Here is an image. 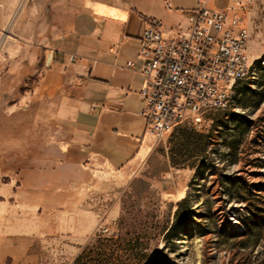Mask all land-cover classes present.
<instances>
[{
	"label": "crops",
	"instance_id": "1",
	"mask_svg": "<svg viewBox=\"0 0 264 264\" xmlns=\"http://www.w3.org/2000/svg\"><path fill=\"white\" fill-rule=\"evenodd\" d=\"M21 1L0 0V40ZM240 1L30 0L15 16L0 51V113L21 114L15 126L31 135L0 159V264H44L57 236H85L104 186L150 156L139 95L147 23L170 39L189 32L201 3Z\"/></svg>",
	"mask_w": 264,
	"mask_h": 264
},
{
	"label": "rangeland",
	"instance_id": "2",
	"mask_svg": "<svg viewBox=\"0 0 264 264\" xmlns=\"http://www.w3.org/2000/svg\"><path fill=\"white\" fill-rule=\"evenodd\" d=\"M29 2L19 3L0 47ZM243 17L249 80L223 108L191 113L154 137L149 157L116 189L104 186L97 224L79 239L57 236L44 264H264V0H246ZM19 116L0 113V159L14 158L15 137L31 135L16 128Z\"/></svg>",
	"mask_w": 264,
	"mask_h": 264
},
{
	"label": "built area",
	"instance_id": "3",
	"mask_svg": "<svg viewBox=\"0 0 264 264\" xmlns=\"http://www.w3.org/2000/svg\"><path fill=\"white\" fill-rule=\"evenodd\" d=\"M244 11L243 1L225 10L201 3L189 32L170 39L156 23H147L139 47L145 77L139 95L148 133L161 139L187 115L223 108L232 87L249 80L253 65Z\"/></svg>",
	"mask_w": 264,
	"mask_h": 264
}]
</instances>
